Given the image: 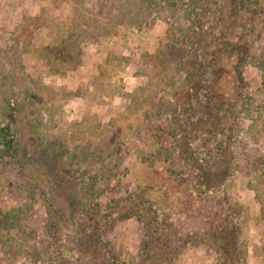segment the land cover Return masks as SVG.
I'll use <instances>...</instances> for the list:
<instances>
[{
	"label": "rangeland",
	"instance_id": "1",
	"mask_svg": "<svg viewBox=\"0 0 264 264\" xmlns=\"http://www.w3.org/2000/svg\"><path fill=\"white\" fill-rule=\"evenodd\" d=\"M193 1L0 0V129L35 161L0 159L30 236L0 264H264V0ZM58 157L107 172L92 198L31 185Z\"/></svg>",
	"mask_w": 264,
	"mask_h": 264
},
{
	"label": "trees",
	"instance_id": "2",
	"mask_svg": "<svg viewBox=\"0 0 264 264\" xmlns=\"http://www.w3.org/2000/svg\"><path fill=\"white\" fill-rule=\"evenodd\" d=\"M194 4H196L195 0L192 2L191 6L188 8L189 11L196 10V8L194 7ZM202 10H205V8H202ZM181 35L185 39V45H187L188 47L189 46L192 47L193 46L192 41L188 40L189 38L186 35L185 31H183ZM189 52H191V50H189ZM190 70H192L191 66H190ZM205 72H206V68L203 70V74H202L203 76ZM202 75L200 76L198 74H195L194 81L200 80L201 78H203ZM192 91L193 92L195 91V87H192ZM174 103L178 104L177 100L174 99ZM171 104L169 106H171ZM165 105H166V102H163L161 104V108H160L161 111H164V110L166 111L167 107L164 108ZM14 115H15V120H17L18 115L16 114ZM214 118L215 116H213V119ZM10 131H12L11 124L8 126H4L3 128L0 129V159H4V160L9 159L10 162L12 161V163L15 164L19 169H24L26 167V163H29V162L31 165H33L35 162L33 159H30V161H27L30 157H33L32 155L33 151L30 150L28 146L24 144V141L21 135H17L16 133L11 134L9 133ZM10 134L12 135L11 138H9ZM53 146H54L53 144L51 146L47 145L46 149L50 153H52L54 156H56V153L53 152ZM41 165L43 164L39 163L38 168L41 167V169H43V171L41 172L43 175L34 176L33 180H31V185L33 187H36L38 185L39 187L40 185L44 184L45 186H47L46 190L48 189L49 192L51 191L50 193L54 195L56 192L58 194L60 193L63 196H67V197H64L66 200L71 201L72 196H73V194H71L72 190L74 187L77 186L75 185L73 187L74 182L71 181L74 178L72 173L75 172L74 174H77L76 173L77 171L75 170V168H73V164H71V162L63 158L61 160L58 157L56 158V160L53 162L52 165L51 164H48V166H41ZM57 165L58 166L60 165V167H56ZM56 168H59V169H56ZM106 174L107 172H104V171L99 172L95 176L91 177L93 182L83 187H78V186L76 187L78 190L81 191L82 193L81 195H83L85 191L83 196L80 195L82 200L83 199L89 200L95 195L96 193L95 184L100 179L106 177ZM1 175H4V173H2ZM60 199L61 197H59V200ZM61 202H62V199L59 201L60 205H62ZM72 203L75 204V202L73 201ZM73 212L75 211L72 210L71 213L73 214ZM21 217H22L21 210L19 211V209L13 210V212H8L6 214H3V217H0V231L3 227L7 230V232L8 231L12 232L13 228H16L15 235L17 237H14V238L10 237V238H13V240H15L16 245H19V246L21 245V248L25 249L26 248L25 245L27 244V241L30 238V236L28 233V229L25 228L24 221L21 219ZM145 260H148V257H146Z\"/></svg>",
	"mask_w": 264,
	"mask_h": 264
}]
</instances>
